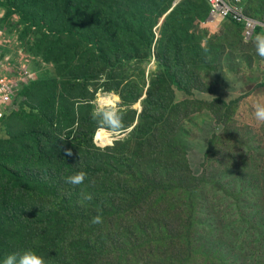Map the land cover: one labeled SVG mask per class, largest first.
I'll return each instance as SVG.
<instances>
[{"label":"rangeland","instance_id":"rangeland-1","mask_svg":"<svg viewBox=\"0 0 264 264\" xmlns=\"http://www.w3.org/2000/svg\"><path fill=\"white\" fill-rule=\"evenodd\" d=\"M243 2L264 28V0ZM0 8L12 39L21 33L38 60L24 64L20 116L0 119V261L25 249L46 264L62 260L90 213L110 234L108 214L123 202L100 189L98 172L126 157L155 189L142 187L143 204L158 198L165 164L187 186L170 195L185 207L176 229L189 223L161 228L156 264H264V124L253 116L264 63L238 26L207 22L205 0H0ZM109 92L130 131L94 143L93 102ZM77 171L84 184L66 183Z\"/></svg>","mask_w":264,"mask_h":264},{"label":"trees","instance_id":"trees-1","mask_svg":"<svg viewBox=\"0 0 264 264\" xmlns=\"http://www.w3.org/2000/svg\"><path fill=\"white\" fill-rule=\"evenodd\" d=\"M152 11L154 12V9ZM262 86H264L263 83ZM150 89L148 88V93ZM169 90L171 92V89ZM185 102L188 103L184 100L182 104H185ZM159 111L162 114L165 111V107H160ZM18 116L20 115H13L7 121L17 119ZM94 134L95 131L93 136ZM93 136H91V140ZM88 140L89 138L86 139V141ZM119 153L125 154L124 151H120ZM128 154L130 155V153ZM172 168L170 165L165 164L161 169L162 184L159 185L158 198L148 204H143L142 200L146 199V197L142 194L149 191L155 193V189H150L144 185L146 183L143 180L137 179V175L141 171L135 166L134 161H130L126 157H119L111 172L103 173L99 171L100 189L104 193H107L111 200H120V203L123 202L122 206L116 205L117 215L108 214L109 219L116 220L114 226L110 227V234L104 235L102 224L92 225L90 223L92 217L98 215L96 213H90L88 214L87 220L83 221L76 233L68 239L65 247L67 252L65 250L62 251V260L55 262L49 259L48 263L156 264L154 244L158 239L162 238L163 233L161 228L169 227L177 232H181V230L183 231L185 229L183 225L189 223L188 218L185 217L183 223L180 224L182 228L176 229L175 227V224H179L178 221L181 222L179 219L185 207H183L181 201H177L171 197L170 191L172 189L175 191L183 190L187 186H182V181L179 184H174L175 176L171 175ZM151 182V180L147 181V183ZM143 186L149 188V191L143 190ZM137 189L139 192L136 191ZM120 194L121 197H119ZM150 196L147 195V201ZM136 203H139L141 207L131 209L129 204ZM73 211L76 216L84 212L81 204H77ZM75 227V222L68 225L69 229H74ZM156 234L160 235L157 236ZM188 234H195L194 230H188L186 235ZM47 252H51V244ZM74 256H77L80 260L74 261ZM179 263L182 264L184 261H179Z\"/></svg>","mask_w":264,"mask_h":264},{"label":"built area","instance_id":"built-area-1","mask_svg":"<svg viewBox=\"0 0 264 264\" xmlns=\"http://www.w3.org/2000/svg\"><path fill=\"white\" fill-rule=\"evenodd\" d=\"M206 2L208 21L214 22L220 19L233 23L242 28L245 39L257 31L264 32V28L259 30L257 23L249 18L242 0H206ZM0 13L2 14L1 8ZM2 16L0 17V119L4 118V121H7L13 115L16 116L20 113L15 110L14 100L20 96L18 89L22 86L25 76L24 64L38 63V60L36 59L37 55L25 47L26 43L22 39L21 33L17 40L12 39L14 28L9 25L5 14ZM17 78L18 81L15 80ZM4 79H9V81L5 82ZM26 88L23 89L22 95ZM11 107L12 111H8Z\"/></svg>","mask_w":264,"mask_h":264},{"label":"clouds","instance_id":"clouds-1","mask_svg":"<svg viewBox=\"0 0 264 264\" xmlns=\"http://www.w3.org/2000/svg\"><path fill=\"white\" fill-rule=\"evenodd\" d=\"M246 11L248 12V10ZM239 28L242 30L241 27ZM258 32L260 31H257L254 35L250 34L249 38L251 39V42L255 47L256 55L259 56L261 58V62L264 63V32ZM249 38L245 39V43L249 42ZM112 96L113 93H104L103 96H98L93 102L94 107L91 112V118L97 124L96 131L93 136L94 143L96 139L101 135V133H107L108 136L112 137L113 139H116L120 137L125 131H130V129H126L123 123V116L121 114V110L117 107L115 102H109ZM253 107V116L255 120L259 124H264V98L258 99L254 103ZM67 155H72V152L69 150L67 152ZM86 179V172L77 171L74 174L66 177V183H69L73 186H79L84 184ZM84 199L91 200L92 197L91 195H85ZM90 223L92 225L102 224V215L98 214L92 217ZM0 264H46V261L44 257L39 255L35 250L25 249L19 253H11L6 255L3 260L0 261Z\"/></svg>","mask_w":264,"mask_h":264},{"label":"crops","instance_id":"crops-1","mask_svg":"<svg viewBox=\"0 0 264 264\" xmlns=\"http://www.w3.org/2000/svg\"><path fill=\"white\" fill-rule=\"evenodd\" d=\"M242 1H243V0H242ZM207 6H208V5H207ZM245 9H246V8H245ZM246 10H247V9H246ZM206 20H207V22H208V16H207V19H206Z\"/></svg>","mask_w":264,"mask_h":264},{"label":"flooded vegetation","instance_id":"flooded-vegetation-1","mask_svg":"<svg viewBox=\"0 0 264 264\" xmlns=\"http://www.w3.org/2000/svg\"><path fill=\"white\" fill-rule=\"evenodd\" d=\"M209 204V203H208Z\"/></svg>","mask_w":264,"mask_h":264}]
</instances>
